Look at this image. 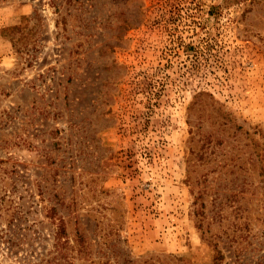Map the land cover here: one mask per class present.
Instances as JSON below:
<instances>
[{
  "label": "rangeland",
  "instance_id": "obj_1",
  "mask_svg": "<svg viewBox=\"0 0 264 264\" xmlns=\"http://www.w3.org/2000/svg\"><path fill=\"white\" fill-rule=\"evenodd\" d=\"M0 264H264V0H0Z\"/></svg>",
  "mask_w": 264,
  "mask_h": 264
}]
</instances>
